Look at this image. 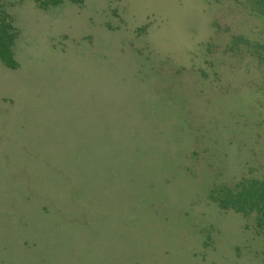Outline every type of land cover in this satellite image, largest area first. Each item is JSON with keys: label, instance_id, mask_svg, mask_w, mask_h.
I'll list each match as a JSON object with an SVG mask.
<instances>
[{"label": "rangeland", "instance_id": "1", "mask_svg": "<svg viewBox=\"0 0 264 264\" xmlns=\"http://www.w3.org/2000/svg\"><path fill=\"white\" fill-rule=\"evenodd\" d=\"M0 27V264H264L210 196L264 147L249 0H0Z\"/></svg>", "mask_w": 264, "mask_h": 264}, {"label": "trees", "instance_id": "2", "mask_svg": "<svg viewBox=\"0 0 264 264\" xmlns=\"http://www.w3.org/2000/svg\"><path fill=\"white\" fill-rule=\"evenodd\" d=\"M249 7L254 13L264 16V0H249ZM0 32L4 31L0 30ZM6 39L7 36L0 33V59L6 64L13 66L14 62L11 61L10 53L8 58L4 55L12 43L11 38L8 41ZM251 47V55L253 56L254 62L257 63L255 67L257 69L260 68V75L253 72L252 76L254 79L261 78L256 81L258 84L262 83L264 86V44L258 41L251 43ZM252 88L255 91L256 88L254 86ZM237 105L240 108L242 106L239 102H237ZM256 134L260 133L257 132ZM253 141L255 143L259 142L255 139ZM252 155L253 160L254 157H257L258 160L249 163L248 167L251 173L250 171L249 173H241L236 179L216 180L214 182L215 185L211 187L210 196L217 201L220 207L232 208L249 215L252 217L254 229L259 228L262 230L264 229V147L258 151H254Z\"/></svg>", "mask_w": 264, "mask_h": 264}]
</instances>
